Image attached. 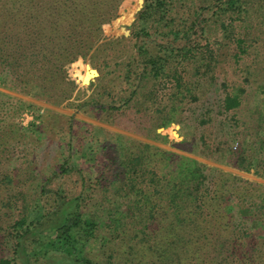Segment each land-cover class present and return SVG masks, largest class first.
Segmentation results:
<instances>
[{
  "label": "trees",
  "instance_id": "16d2710c",
  "mask_svg": "<svg viewBox=\"0 0 264 264\" xmlns=\"http://www.w3.org/2000/svg\"><path fill=\"white\" fill-rule=\"evenodd\" d=\"M123 1L0 0V86L69 104L66 67L89 58L100 75L76 108L161 143L190 123L177 147L264 177V0H135L114 22L134 19L129 35L106 39ZM10 98L0 264H264L263 184L54 111L23 128Z\"/></svg>",
  "mask_w": 264,
  "mask_h": 264
},
{
  "label": "rangeland",
  "instance_id": "374dc122",
  "mask_svg": "<svg viewBox=\"0 0 264 264\" xmlns=\"http://www.w3.org/2000/svg\"><path fill=\"white\" fill-rule=\"evenodd\" d=\"M129 4H135V0H124L119 11V16L113 19L110 23L104 25V33L106 39H114L116 37L125 36L126 34L129 35L128 31L131 30V25L134 19L129 24L124 25V28L121 32L117 31L114 25V22L121 17L122 11L126 10ZM88 67H91L92 70H95L96 75L92 76L88 83H84L80 74H85L87 72ZM66 69L69 78L76 84L73 97L70 99V103L72 104H67V102H65L61 105H55L37 98L36 96H34V94L27 95L0 86V91L10 95L12 97L9 99L10 102L13 104L14 107H17L18 112L15 115V121L18 123L19 126L27 128L30 127L33 122L40 123L41 117L47 115L49 111H54L67 117L73 116L72 123L74 125V132H81L84 126H101L112 132H118L125 135H129L140 140L159 145L165 149L177 152L179 154L197 157L210 165L238 174L247 179L253 180L264 185V177L256 175L253 172H246L227 164L219 163L206 158H201L192 154L191 152H188L187 150L177 147L176 143L181 141H188L192 138L195 129L194 125L190 123H173L167 127L159 128L158 131L164 135H167L169 138V142L161 143L159 141L150 139L147 136L136 133L131 128H129L131 123L129 117L119 116L115 114L112 116V118L115 119L116 123H110L101 120L100 118L94 117L91 114H87L80 108H76L75 104L81 103L92 94L95 89V85L93 83L95 82L96 78L100 75V72L99 69L90 61V59L85 57H79L77 60L69 63ZM78 71L80 72V74L77 73ZM39 91V89H36L34 93H39ZM255 94L256 96L254 99L256 100V102L261 103V105H264V86H258ZM6 110L8 109L3 108L2 110H0V119L6 114ZM38 115L40 117L37 118ZM177 125L179 127H177ZM68 137L69 136L67 135L66 138ZM54 139L55 136L52 135L50 139L46 141L45 144L49 145L52 142L56 144V141H53ZM21 150H23V146L19 145L17 151L21 152ZM54 161H57V158H55V156L47 155L46 161L44 160L43 164H45L44 166L47 167L50 166L49 164H52Z\"/></svg>",
  "mask_w": 264,
  "mask_h": 264
},
{
  "label": "clouds",
  "instance_id": "9594fccd",
  "mask_svg": "<svg viewBox=\"0 0 264 264\" xmlns=\"http://www.w3.org/2000/svg\"><path fill=\"white\" fill-rule=\"evenodd\" d=\"M177 127H179V126L177 125Z\"/></svg>",
  "mask_w": 264,
  "mask_h": 264
},
{
  "label": "water",
  "instance_id": "95a60500",
  "mask_svg": "<svg viewBox=\"0 0 264 264\" xmlns=\"http://www.w3.org/2000/svg\"><path fill=\"white\" fill-rule=\"evenodd\" d=\"M129 33V32H128Z\"/></svg>",
  "mask_w": 264,
  "mask_h": 264
}]
</instances>
